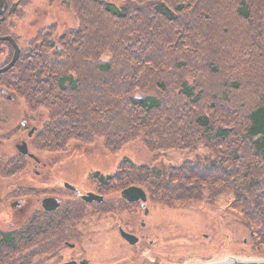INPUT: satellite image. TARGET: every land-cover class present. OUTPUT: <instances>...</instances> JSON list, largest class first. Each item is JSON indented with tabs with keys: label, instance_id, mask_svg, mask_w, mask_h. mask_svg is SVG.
<instances>
[{
	"label": "trees",
	"instance_id": "16d2710c",
	"mask_svg": "<svg viewBox=\"0 0 264 264\" xmlns=\"http://www.w3.org/2000/svg\"><path fill=\"white\" fill-rule=\"evenodd\" d=\"M59 1L73 24L36 29L0 75L28 112L46 113L31 151L59 153L96 139L116 153L140 140L151 152L205 148L212 157L165 171L124 157L98 173L105 199L95 210L66 198L0 230V264H48L84 217L125 212L124 200L109 196L128 185L185 212L229 195L247 242L264 255V0ZM25 14L11 13V21ZM22 195L38 193L25 187Z\"/></svg>",
	"mask_w": 264,
	"mask_h": 264
},
{
	"label": "flooded vegetation",
	"instance_id": "af4514ba",
	"mask_svg": "<svg viewBox=\"0 0 264 264\" xmlns=\"http://www.w3.org/2000/svg\"><path fill=\"white\" fill-rule=\"evenodd\" d=\"M39 1L40 0H24L22 2L21 0H2V3H0V37L10 36L14 40L19 49L18 58L22 48L27 47V42L33 33H35V30L45 26V23H42L41 26L37 25L42 10V8H39ZM54 2L55 0H46L45 5L51 6ZM13 7H15V9H13ZM18 12H27L26 16L28 14L31 15L27 23L29 28L33 27L30 33L25 34L29 28L26 29L25 27L18 25L22 22L16 23L14 20L11 21V13ZM43 12L45 15L44 9ZM13 52L14 48L11 42L0 39V69L10 62ZM3 73H0V75ZM16 100L18 103H15L17 102ZM19 101L20 100L11 93L7 87L0 84V187L3 190L8 188L4 197L0 196V203L3 204L6 198L10 199V192L13 191V195L17 198L12 199L13 201H11L9 206L14 208L21 202L24 203L22 197H24L25 200L27 199L25 195H22L25 187L34 189V186L37 189L44 188V192L49 191L38 197L39 191L34 189L38 193L35 197V202L38 205L37 207L42 209V200L46 197H53L59 202V207L64 203L66 198H74L75 200L78 199L84 202L85 207L95 210L98 207V204L102 203L105 199V196L102 193L104 191V184L103 182H100L101 177L98 174L102 172L96 170H90L87 172L84 177L85 187L89 185V183H92L94 189L86 190L83 188L84 183H79L80 186L70 182L67 177H61L59 179L60 173H65V170L56 169V172H54L53 167H49L47 169L49 173L45 174V169L43 167L47 164L42 163L40 158V155H43V153L40 151L32 152L29 143L30 138L36 134L37 128L28 125V122L25 121L24 117H27V112L25 106L22 103L20 105ZM27 138L28 140L26 141ZM15 140L18 141L13 145V141ZM22 142L26 143L27 149L33 154V157L23 154L18 150L17 147ZM10 143H12L14 151H10ZM23 156L33 160L34 165L33 169H30V172L36 175V178H38L37 181L34 178L29 177V173L24 166L9 168V165L16 166L17 161L21 160ZM41 172H44V174ZM14 174L20 175L22 179L28 177L33 182L36 181L37 186L34 184H27L26 186L25 184H20L19 186L15 184L12 185L14 176L11 178V175ZM66 184L74 186L77 191L67 188ZM43 185H45V187H43ZM88 193L102 196V202L97 200H92L91 202L84 201L81 197ZM119 194L122 199L121 190L119 191ZM145 196L146 199L144 202L140 199L133 202H128L123 199L127 208L125 212L127 213L122 212L125 215H122L121 213L118 216L101 219V222L105 224L102 231L88 233H86V231H79L68 233V238L72 237L71 240L59 242L55 253L47 260V263L171 264V260L174 256L171 255L170 251L174 250V252H176L177 248L175 247H179L178 249L180 252V245L183 241L180 237L184 233L180 231L183 228L182 214L175 213V211H170L168 209L156 210L152 197L146 193ZM75 200H73V202ZM24 205H28V203H25ZM5 216L6 219H8L9 213L5 212ZM15 217L16 214L14 212L10 213L11 219H14ZM177 229L179 231H176ZM121 231L125 234H130L133 238H130V240L125 239L121 235ZM202 236L203 238L208 239L206 234H202Z\"/></svg>",
	"mask_w": 264,
	"mask_h": 264
},
{
	"label": "rangeland",
	"instance_id": "374dc122",
	"mask_svg": "<svg viewBox=\"0 0 264 264\" xmlns=\"http://www.w3.org/2000/svg\"><path fill=\"white\" fill-rule=\"evenodd\" d=\"M45 2L46 0L39 1L38 5L39 8H42V10L37 25L41 26L42 23H45V25L49 23L54 24L53 22H55L58 31L60 32L64 29V27H69L73 24V13L68 7L63 5L59 0H55L54 4L51 6H46ZM43 9L45 10V15ZM26 14L21 21L15 17H13L12 20L16 23H24H20L18 25L27 29L29 28L27 23L31 15L28 14L26 16ZM32 28L33 27L29 28L27 31L25 29V34L30 33ZM16 97L19 98L18 96ZM19 100V104L21 105L22 103L25 106L20 98ZM15 103H18V101ZM26 112L27 117H24L25 121L28 122V125L34 126L38 130L46 119L45 111L39 109L34 112H28V110H26ZM27 140L28 138L26 141ZM16 141L18 140L13 141V145ZM94 141L95 142L91 145L71 142L68 144L65 151L59 153L41 152L43 153V155H40L41 161L42 163L47 164L43 167L45 169V174L49 173L47 170L49 167H53L54 172H56V169L65 170V173H60L59 179L61 177H67L70 182L80 185L84 183V177L88 171L96 170L102 172L103 174H108L117 167L118 163L124 157L129 158L136 163L147 164L149 167L159 171L167 170L170 165L182 163L185 158L188 159L187 161H191V163L200 162L201 159L202 162H206L207 164L212 157V154L205 148H197L196 151L169 149L151 152L145 148L140 140L131 141L124 145L120 151L110 153L103 149L100 140L95 139ZM13 145L10 143V151H14ZM33 165V160L28 158V162L24 167L28 171L29 177L34 178L37 181L38 178H36V175L30 172V169H33ZM41 173L44 174V172ZM12 177V185L15 184L19 186L20 184H25L26 186L27 184H34L37 186L36 181L33 182L28 177L22 179L20 175L16 174L11 175V178ZM43 187H45V185H43ZM33 188L39 191L38 197H40L43 193L49 192H44V188L37 189L34 186ZM83 188L85 190L94 189V185L89 183V185L85 187L84 183ZM6 191H8V188L3 190L0 187V196L4 197ZM112 195L114 198L120 197V194H110L109 197ZM151 197L156 210H166L168 203L155 200L152 195ZM14 198L17 197L13 195V191H11L10 199L6 198L3 204L0 203L1 230L7 231L16 228L23 222L24 218L38 206L35 202V197H26V200L22 197V199H24V203L21 202L22 204L20 203L18 206L11 208L9 204ZM229 201L230 196L224 194L218 199V202L215 205H210L212 208L203 207L201 204H197L193 210L188 212L182 210H170L175 211V213L182 214L183 228L180 231L184 232L182 236H180L183 239L180 245V252L178 249L179 247H175L177 248L176 252H174V250L170 251L171 255L174 256L171 260V264H217L226 262L230 259H236L237 261H264V255L259 253V251H256L253 245L247 242L246 238L248 234H250V231L243 226L242 220L238 218L235 213H231L229 211ZM25 203H28V205H24ZM5 212L9 213L8 219H6ZM12 212L16 214L14 219L10 218V213ZM123 213L122 215H125ZM95 217V215L92 217H84L82 219L83 223L77 228L76 232L86 231V233H88L102 231L105 224L101 222V219L108 216L101 218L100 220H96ZM176 231L179 230L177 229ZM202 234H206L208 239L203 238ZM38 262H42L38 264H45L46 259H39Z\"/></svg>",
	"mask_w": 264,
	"mask_h": 264
},
{
	"label": "water",
	"instance_id": "95a60500",
	"mask_svg": "<svg viewBox=\"0 0 264 264\" xmlns=\"http://www.w3.org/2000/svg\"><path fill=\"white\" fill-rule=\"evenodd\" d=\"M0 3H2V0H0ZM0 39L10 41L11 44L13 45V48H14L13 56H12L10 62L6 66H4L3 68L0 69V73H3V72H6L7 70H9L14 65V63L16 62V60L18 58L19 49L16 46L14 40L10 36L0 37ZM17 148L21 153L26 154L30 157H33V154H31L28 151L27 145L25 142H22L20 145H18ZM66 187L69 189L76 190V188L74 186L69 185V184H66ZM121 197H122V199H124L128 202H133V201H136L139 199L142 202H144L146 199L144 191L141 188L136 187V186H128L127 188L121 190ZM81 198L87 202H91L92 200H97L99 202H102V200H103L102 196L95 195L93 193H88L86 195H83ZM59 205H60L59 202L56 199H54L53 197H46L42 200V207L45 211L56 210L59 207ZM145 213H146V210H145ZM121 235L125 239H128V240H130V238H133V236H131L130 234H125L122 231H121ZM228 261H237V260L236 259H230ZM240 262H245L247 264H264V261H240Z\"/></svg>",
	"mask_w": 264,
	"mask_h": 264
},
{
	"label": "bare ground",
	"instance_id": "6f19581e",
	"mask_svg": "<svg viewBox=\"0 0 264 264\" xmlns=\"http://www.w3.org/2000/svg\"><path fill=\"white\" fill-rule=\"evenodd\" d=\"M216 264V263H215ZM217 264H247L245 262H240V261H226L222 263H217Z\"/></svg>",
	"mask_w": 264,
	"mask_h": 264
}]
</instances>
